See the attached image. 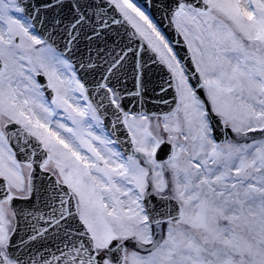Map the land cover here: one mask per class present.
Masks as SVG:
<instances>
[{
	"label": "snow or ice",
	"instance_id": "1",
	"mask_svg": "<svg viewBox=\"0 0 264 264\" xmlns=\"http://www.w3.org/2000/svg\"><path fill=\"white\" fill-rule=\"evenodd\" d=\"M0 264H264V0H0Z\"/></svg>",
	"mask_w": 264,
	"mask_h": 264
}]
</instances>
